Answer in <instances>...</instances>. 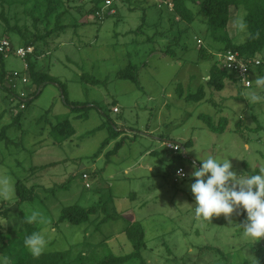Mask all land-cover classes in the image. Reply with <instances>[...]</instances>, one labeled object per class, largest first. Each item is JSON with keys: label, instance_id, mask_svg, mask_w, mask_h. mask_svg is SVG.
<instances>
[{"label": "rangeland", "instance_id": "obj_1", "mask_svg": "<svg viewBox=\"0 0 264 264\" xmlns=\"http://www.w3.org/2000/svg\"><path fill=\"white\" fill-rule=\"evenodd\" d=\"M200 1L187 0V5L198 15L190 25L178 22L168 6L171 0L121 3L119 14L101 24L83 16L90 8L86 3L83 11L76 2H60L59 12L71 11L65 23L79 26L67 29L52 43L48 55L33 59L38 70L66 85L70 100L93 101L102 110L92 108L87 119L74 120L59 83H52L38 96L27 99L31 100L30 106L18 122L13 118L18 100L11 103L8 92L0 88V132L9 126L7 137L0 140V212H10L2 225L9 238L17 237L21 212L27 218L37 211L42 219L33 224L43 227L41 233L48 241L44 252L73 248L77 255L84 251L92 258L86 264L98 263L108 252L116 256L131 253L133 247L123 232L126 219L112 217L99 232L93 230L96 223L90 224V228L86 224L66 223L52 227L64 206L79 203L87 208L97 204L94 219L117 212H123L125 217L145 219L148 245L142 255L147 264H242L245 260L256 264V243L242 236V224L236 212L227 219L221 215L205 220L194 211L191 173L194 164L200 167L199 159L209 155L228 158L237 177L258 174L264 169V99L250 102L253 93L264 97V90L255 85L258 74L255 72L250 88L231 80L222 91L207 86L213 62L200 58V46L209 42L205 18L198 14ZM43 3L36 9L39 15L46 9ZM35 4H38L36 0L26 6L11 7V24H16V18L20 26L31 24L32 19H27L25 12H31ZM1 12L0 4V21ZM55 15L50 18V29L55 25ZM241 15L234 12L229 24V33L238 44L248 37L233 27L234 19ZM43 29L42 25L40 30ZM12 40L18 47L23 46ZM168 46L176 58L165 55ZM24 64L15 55L6 59L8 70L23 71ZM129 64L138 67L143 90L118 76ZM83 74L107 82L100 86L87 85L82 80ZM179 84L185 92L184 98L177 93ZM18 85V91L31 86L20 80ZM201 86L206 89L204 101L185 98ZM115 107L119 113L114 112ZM200 114L212 116L215 122L226 116L230 121L228 131L212 132L199 118ZM69 118L77 134L69 142L54 145L51 125ZM104 124L108 126L102 127ZM238 126L245 132L237 131ZM111 128L123 131L129 139L125 138L124 145L110 156V161L105 154L114 150L117 141L111 142L101 157L94 158L102 142L110 136ZM165 141L183 145L192 142L184 147L185 155L182 149L181 158L173 165H183L189 174L179 184L166 175L167 163L175 153L167 149ZM54 162L59 164L33 173L34 167ZM150 167L154 170L150 171ZM84 173L91 175L89 189L82 179ZM18 180H24L30 188L37 186L34 203L18 207L15 186ZM64 184L66 187L55 195L45 193ZM260 242L263 239L257 243ZM11 246L15 252L20 250L17 257L12 258L7 252L0 258H7L8 264H17L25 251L19 245ZM127 264L141 262L131 260Z\"/></svg>", "mask_w": 264, "mask_h": 264}, {"label": "trees", "instance_id": "obj_2", "mask_svg": "<svg viewBox=\"0 0 264 264\" xmlns=\"http://www.w3.org/2000/svg\"><path fill=\"white\" fill-rule=\"evenodd\" d=\"M32 1L34 0H0L2 8L0 21V37L9 38L16 47H18L17 43H14L12 39H15L16 41L22 43L25 48L34 47V53L30 54L24 61L27 64V68H25L24 64L23 71L8 70L6 67V58L0 53V88L8 92L11 98V103H14L16 102V100H18L17 109L16 107L13 108V118L18 122L22 119L24 111L27 110L31 103V100H27L28 98H31L32 96H38L42 92V89L49 84L59 83V88L62 90L63 100L65 104L70 107L72 114L78 113L75 119H87L90 109L98 108L99 110H102L101 108H99V104L91 102L79 103L70 101L67 95L66 85L60 83V81L54 76L38 70L36 64L37 61L33 59L48 55V53H50V51L52 50L51 46L67 32V29H77L79 25L78 23H65L64 19L67 15L71 14V11L63 10L59 12V9H62V3H60L62 2V0H36L38 4H35L31 12H25V16L28 17L27 19L31 18L32 23H25L23 26H20V20L16 18V24L12 25V19L10 15L11 7L15 8L19 5L26 6ZM68 1L72 3L76 2V4L79 6L78 8L81 7L84 11L85 5L84 3H81V0ZM171 2L173 4L172 12L174 13L175 18H178V22H184L187 25L196 22V20L198 19V15L193 12V10L187 5V0H171ZM42 3L43 6H46V9L44 10L43 15H39L37 14L36 9ZM197 4L199 5L198 14L202 15L205 18L204 23L206 25V32L209 38L208 44L206 43L203 45L202 43V45L200 46V58L213 62L207 81V86H209L211 89L222 91L225 89L226 82L229 80L234 83H239L238 78L226 69H223L219 64V61L217 60L218 54L226 53L227 51L237 52L245 59L259 58L262 63L260 66L256 67L255 71L257 72L258 76L264 75V0H202ZM242 11L244 12V19L246 20V23L248 25L247 31L248 33H250V35L247 37V40L244 43L238 44L229 33V24L232 20V14L234 12H237L238 14L241 13L243 15ZM95 12L96 8L90 7L85 10V14H83V16H88L89 18H91ZM15 15L17 16V14ZM53 15H55L56 17V22L54 27L50 29V18ZM97 23L101 24L102 22ZM42 25L44 26L43 32L40 30V27ZM165 55L173 58L177 57L176 53H174V50H172L170 46H168ZM15 73H17L18 75L16 76ZM139 74L140 72H138V67L134 64H129L126 68L118 73V76L123 80L133 82L139 89L143 90V87L140 84ZM25 75L28 76L30 80V89L35 87L36 90H21L27 92L26 98H22L20 96V92L18 91L19 88H14L13 85L17 83V81L19 83V80ZM12 80L13 82H11ZM82 80L87 85L93 86H100L106 84L107 82V80H100L89 74H83ZM176 90L179 97L184 98L185 92L181 84L178 85ZM185 98L187 100H194L197 102L204 101L206 98L205 86H201L196 93H189ZM22 105H25V107L22 108ZM81 106L83 107L82 109L80 108ZM17 110L18 112L15 114ZM104 115L108 118V120L111 121V119L106 115L105 112ZM47 116L48 114L45 115L41 119V121L46 119ZM199 118L204 121L208 129L214 133L224 134L229 129L230 121L226 116L221 117L218 122H215L214 118L208 114H200ZM106 126L108 125L104 124L102 127ZM8 128L9 126H6L3 128L2 132H0V140L7 137ZM239 130L245 132L244 130H242V126H238L237 131ZM76 133L77 130L71 123L70 119H66L63 122L53 124L51 125L50 129V136L53 139L54 145H61L63 143H66L67 141L71 140L76 135ZM125 138L129 139L128 136L123 135V133L118 131V128L116 130L111 128L110 136L102 142L101 147L94 155V158L101 157L105 148L108 147L111 142L117 141L115 143L114 150L105 154L106 158L110 161V156L116 154L117 151L124 145ZM190 143L192 142L188 141L183 146L185 147ZM172 152L175 153V155L171 159V166L173 167L176 161L181 158L182 153L179 148L178 150ZM57 164L59 163L54 162L42 167H34L33 173L46 170L50 166H56ZM178 167H183L186 170L183 165L174 166L172 179L174 178L176 169ZM187 179L188 178L182 180L181 182ZM15 186L18 207H21L27 203H34L36 201L38 197L35 192L37 186H33L30 188L27 186L24 180H18ZM65 187L66 184L61 185L58 188H53L51 190L47 189L46 191H44L51 196L55 195L57 191ZM97 209V204H94L91 207L87 208L81 206L79 203L64 206L61 209L59 219L52 223V227L55 228L60 226V224L62 223H66L76 226H82L86 224L90 228V224L96 223L93 230L95 232H99L101 231L102 226L106 224L112 217H116L117 219H126L128 222L123 232L126 234L127 240L133 247L132 252L124 256H116L115 254L108 252L103 257H101L96 264H127L131 260H140L141 264H147L142 255V251L144 249H147L148 245L146 240L147 229L144 226L145 219L138 220L135 219L134 216L125 217L123 216V212H117V215H105V217L100 220L97 218L94 219L95 211ZM9 213V211L0 212V224H3L4 221L9 219ZM237 214L241 224L243 225L246 219V212L240 211L237 212ZM21 215V228L17 231V237L9 238L6 235V233L8 232L5 231V228H3L2 225H0V255H4L8 252L10 253V255H12V258L17 257L20 250H17L15 252L13 251L15 249H13L11 246L12 244H16L21 246L25 251V255L20 258L17 264H86L90 261V259H92L84 251H81L77 255H74L73 248L66 251H46L39 258H34L30 254L28 249L24 246V240L33 232H41L43 227H38L33 223H28L27 218L22 212ZM13 234L15 233L13 232L12 235ZM87 244L90 245V243ZM254 249L256 255V264H264V242L256 243ZM242 264H251V262L250 260H245Z\"/></svg>", "mask_w": 264, "mask_h": 264}, {"label": "clouds", "instance_id": "obj_3", "mask_svg": "<svg viewBox=\"0 0 264 264\" xmlns=\"http://www.w3.org/2000/svg\"><path fill=\"white\" fill-rule=\"evenodd\" d=\"M233 27L244 36L250 35L243 15L234 19ZM255 85L257 89L264 90V75L257 76ZM262 99L264 97L256 93L250 96V102ZM177 145L181 151H185L183 144ZM199 161L200 167L196 168L194 164V171L191 173L194 183L190 190L195 201V215L211 220L212 217L223 215L227 219L234 212H246V219L240 226L243 229L242 236L254 243L264 239V169L258 174L237 177L228 158L218 159L209 155ZM177 174L182 176L183 170H178ZM41 219V214L33 211L27 217V222L38 223ZM47 244L48 241L41 232H33L24 240V246L34 258H39L44 253ZM0 264H8L7 258H0Z\"/></svg>", "mask_w": 264, "mask_h": 264}, {"label": "built area", "instance_id": "obj_4", "mask_svg": "<svg viewBox=\"0 0 264 264\" xmlns=\"http://www.w3.org/2000/svg\"><path fill=\"white\" fill-rule=\"evenodd\" d=\"M122 2V0H81V3H87L90 7L96 8V12L93 14L91 19L95 22H104L107 18L113 17L117 14V6ZM168 6L173 10V4L168 3ZM0 53L7 59L8 57L15 55L24 61L28 58V56L34 53V47L25 48L24 46L16 47L12 41L7 37H0ZM217 60L223 69H226L234 76H236L239 80V83L244 88H250L253 86L254 81L253 77H255L256 67L260 66L262 61L259 58L254 59H245L239 53L227 51L226 53H221L217 55ZM25 68H27V64L25 63ZM17 76L18 74L15 73ZM21 83L28 84L29 78L28 76H24L20 79ZM13 82V80L11 81ZM14 88H19L18 81L13 85ZM20 96L22 98H26L27 92L19 91ZM25 105H22L24 108ZM114 112H119L118 107L114 108ZM167 149L176 151L179 148V145L176 143L167 141L165 143ZM183 170V175H178V170ZM91 175L88 173H84L82 178L85 183L86 188H91L90 182ZM188 178V173L183 167H178L175 172V176L173 181L175 183H179L182 180Z\"/></svg>", "mask_w": 264, "mask_h": 264}, {"label": "crops", "instance_id": "obj_5", "mask_svg": "<svg viewBox=\"0 0 264 264\" xmlns=\"http://www.w3.org/2000/svg\"><path fill=\"white\" fill-rule=\"evenodd\" d=\"M128 1H130V0H123V2H121L122 4H124V3H126V2H128ZM143 1H147V0H143ZM151 1H155V0H151ZM120 3V4H121ZM119 4V5H120ZM119 5L117 6V11H118V13L117 14H119ZM116 16V15H115ZM115 16H113V17H115ZM70 29H72V28H70ZM29 84V83H28ZM28 87V85H26V90H29V91H35L36 89H35V87H33V88H31L30 89V87L29 88H27ZM69 98V97H68ZM70 100V99H69ZM70 101H72V100H70ZM72 102H75V101H72ZM88 102H90V101H88ZM79 103H85V102H79ZM91 103H95V102H91ZM116 103V102H115ZM91 105H94V104H91ZM116 105V104H115ZM70 108V107H69ZM80 108H83L82 106L80 107ZM98 109V108H97ZM120 112V111H119ZM119 112H117V113H119ZM78 115V113H74V116L72 115V113H71V116H73L72 118L74 119V120H79V119H75L76 118V116ZM70 119V118H69ZM74 126V125H73ZM119 131V130H118ZM121 133H123V131H120ZM77 134V133H76ZM131 139H133V138H135V137H130ZM160 141H162L161 139H159ZM69 141H71V140H69ZM69 141H67V142H69ZM150 152V151H149ZM157 151H151L150 152V154H155ZM184 155H185V151H184ZM172 159V158H171ZM171 159H169V161H168V163H167V168H166V170H167V172H166V175H170V177H171V181L173 180L172 179V174H173V167L171 166V163H172V161H171ZM195 163V162H194ZM149 170L150 171H153L154 170V167H150L149 168ZM126 172L127 171H129V169L127 168L126 170H125ZM188 172V171H187ZM126 174V173H125ZM128 176H130L129 174H128ZM130 178V177H129ZM131 179V178H130ZM237 213V212H236Z\"/></svg>", "mask_w": 264, "mask_h": 264}]
</instances>
